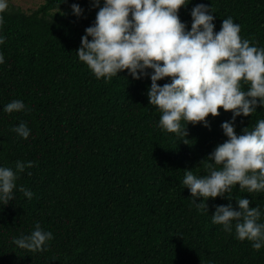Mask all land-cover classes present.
<instances>
[{
    "label": "trees",
    "instance_id": "obj_1",
    "mask_svg": "<svg viewBox=\"0 0 264 264\" xmlns=\"http://www.w3.org/2000/svg\"><path fill=\"white\" fill-rule=\"evenodd\" d=\"M73 3L83 9L79 18ZM200 3L212 7L214 31L231 16L242 39L264 47V0H191L178 12L188 30L191 9ZM98 11L92 0H46L31 13L9 4L2 13L0 166H34L19 173L14 199L0 202V264H264V247L257 251L237 239L235 222L229 233L211 218L217 205L239 210L241 197L264 211V191L234 186L231 200L208 198L206 211L182 183L185 170L208 174L206 159L227 139L221 124L232 119L231 111L209 114V127L189 123L188 143L161 130V113L148 101L150 77L133 79L124 70L96 79L79 61L81 37ZM13 100L23 101L25 110L4 112ZM260 119L258 105L236 118V134ZM21 122L31 130L28 139L12 131ZM21 186L33 192L31 199ZM37 223L53 234L46 250L18 248L13 239Z\"/></svg>",
    "mask_w": 264,
    "mask_h": 264
},
{
    "label": "clouds",
    "instance_id": "obj_2",
    "mask_svg": "<svg viewBox=\"0 0 264 264\" xmlns=\"http://www.w3.org/2000/svg\"><path fill=\"white\" fill-rule=\"evenodd\" d=\"M190 2L103 0L101 7V0H92V6L99 11L94 24L85 29L76 54L96 79L107 81L124 70L133 79L150 77L147 96L149 104L161 113L158 127L184 138V143H188L189 123L209 127V114L218 116L220 108L231 111L232 119L221 124L227 139L206 159L211 161L206 164L208 174L184 171L182 183L190 191L192 203L208 211V198L231 200L227 193L234 186L239 185L240 190L246 189L248 193L264 191V119L258 120L251 130L243 129L241 135L235 131L237 117L252 115L258 105L264 108V47L242 39L241 27L231 16L223 19L219 31H214V12L204 3L191 9L188 30L178 12ZM7 8V0H0V26ZM71 9L76 17L82 16L79 4L73 3ZM5 39L0 35V45ZM4 63V54L0 52V65ZM165 78H170L169 82L162 86L157 83ZM242 81L249 85L247 90H242ZM25 108L23 101L13 100L3 111L11 114ZM12 131L23 139H28L31 132L24 122ZM33 166L34 161H17L15 170L0 166V202L7 205L14 199L19 173ZM19 191L28 199L33 196L23 186ZM199 198L203 200L197 203ZM236 202L239 210L231 203L217 205L211 215L212 223L231 233L235 222L236 238L252 242L258 251L264 247V223L259 222L264 211L259 205L250 207L249 199L244 197ZM53 238L37 223L29 235L14 238L13 243L20 249L38 252L46 250L47 242Z\"/></svg>",
    "mask_w": 264,
    "mask_h": 264
},
{
    "label": "rangeland",
    "instance_id": "obj_3",
    "mask_svg": "<svg viewBox=\"0 0 264 264\" xmlns=\"http://www.w3.org/2000/svg\"><path fill=\"white\" fill-rule=\"evenodd\" d=\"M8 4L21 8L26 13H31L43 5L46 0H7Z\"/></svg>",
    "mask_w": 264,
    "mask_h": 264
}]
</instances>
